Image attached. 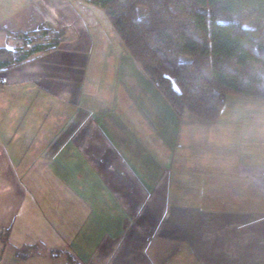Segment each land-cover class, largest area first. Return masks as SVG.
<instances>
[{
	"label": "crops",
	"instance_id": "0c3cea01",
	"mask_svg": "<svg viewBox=\"0 0 264 264\" xmlns=\"http://www.w3.org/2000/svg\"><path fill=\"white\" fill-rule=\"evenodd\" d=\"M126 63L141 86L38 80L25 106L39 121L12 137L0 126V264H264L263 148L231 142L228 126L216 148L198 140L197 118Z\"/></svg>",
	"mask_w": 264,
	"mask_h": 264
},
{
	"label": "trees",
	"instance_id": "16d2710c",
	"mask_svg": "<svg viewBox=\"0 0 264 264\" xmlns=\"http://www.w3.org/2000/svg\"><path fill=\"white\" fill-rule=\"evenodd\" d=\"M87 1L105 12L127 54L177 116L215 121L228 94L264 100V0ZM33 33L13 37L26 45ZM33 47L23 56L42 49ZM18 56L1 47L0 69L19 65Z\"/></svg>",
	"mask_w": 264,
	"mask_h": 264
},
{
	"label": "rangeland",
	"instance_id": "374dc122",
	"mask_svg": "<svg viewBox=\"0 0 264 264\" xmlns=\"http://www.w3.org/2000/svg\"><path fill=\"white\" fill-rule=\"evenodd\" d=\"M0 29L12 31L6 35L8 43L13 42L8 48L14 45L13 34L17 31H36L31 36L33 44L54 43L49 49L34 54L27 63L0 72V126L3 125L10 137L14 136L12 132L16 126L39 121L25 106L29 99L35 101L29 95L42 93L34 86L38 80H104L105 83L109 80H134L135 86H141L136 81L140 80L138 74L134 69L130 68V71L126 63L127 58L131 61L132 58L105 12L87 0H0ZM23 45L14 48L20 50L21 55L27 47ZM121 57L122 69L117 71ZM112 87L110 84L102 85L103 92H110L108 89ZM194 120L201 128L198 140L211 143L215 148L225 139L223 128L228 126L225 136L231 135V142L244 143L240 138L245 135L247 146L252 139L257 143L255 147L264 151V100L228 94L217 120ZM59 125L60 119L53 122L54 129ZM248 129L255 132L243 134ZM200 146L205 152L208 150V145ZM213 151L215 153L210 150L203 153L205 157L214 158L218 151Z\"/></svg>",
	"mask_w": 264,
	"mask_h": 264
}]
</instances>
